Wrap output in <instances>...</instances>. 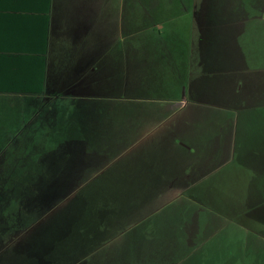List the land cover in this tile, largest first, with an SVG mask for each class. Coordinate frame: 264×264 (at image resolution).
Wrapping results in <instances>:
<instances>
[{
    "label": "rangeland",
    "instance_id": "rangeland-1",
    "mask_svg": "<svg viewBox=\"0 0 264 264\" xmlns=\"http://www.w3.org/2000/svg\"><path fill=\"white\" fill-rule=\"evenodd\" d=\"M237 3L244 9L261 7L257 9L263 18L264 0H100V7L107 8L108 15L100 18L94 32V48H83L75 65L85 78L90 76L77 96L83 105L94 107L92 118L99 121L129 119L134 124L140 119H156L159 124L171 125L185 115L215 122L218 115L211 110H227L235 129H239V143L233 159L227 162L219 189L226 206L264 201V24L256 30L261 36L259 49L250 50L245 42L248 62L236 63V50L231 45L228 49L227 45L225 49L211 48L213 55L215 50L220 51L224 63L207 58L204 48L220 33L209 26L214 25L211 20L217 19L222 9L237 7ZM205 18L209 21L206 31L201 26ZM224 40L227 43V37ZM90 67L95 73H88ZM195 123L188 128L191 134L195 129L207 130ZM53 129L47 133L53 135ZM25 130L22 138L0 142V264H141L137 255L145 248L153 253L163 249L164 243L170 248H189L192 255L205 245L207 236L196 239L192 234L194 238L188 240L181 232L165 244L167 230L164 238L148 244L143 241L137 250L131 245L124 247V242L131 243L130 235H117L111 240L101 233L96 235L102 229V220L85 214L103 206L101 203L112 202L113 196H107L106 190L92 191L101 182L100 177H88L81 183V177L59 175L57 161L37 154L53 144L39 141L34 153L31 126ZM81 130L90 137L97 134L91 128ZM70 132H76L74 125ZM253 166L257 175L247 170ZM217 203L221 205L220 200ZM35 204L40 206L41 218L31 226ZM187 210L191 218L195 216L194 207ZM200 211L204 216L211 214L209 209ZM252 217L258 222L257 230L252 223L251 227L245 225V219L233 222L226 217L220 232L211 233L214 235L207 244L211 239L217 243L208 253L227 246L220 264H256L258 254L263 256L260 263H264V206L256 208ZM176 223L183 224V217ZM236 235L239 240H235ZM233 243L235 246L229 248Z\"/></svg>",
    "mask_w": 264,
    "mask_h": 264
},
{
    "label": "crops",
    "instance_id": "crops-1",
    "mask_svg": "<svg viewBox=\"0 0 264 264\" xmlns=\"http://www.w3.org/2000/svg\"><path fill=\"white\" fill-rule=\"evenodd\" d=\"M221 11L211 20L214 25L209 24L220 33L212 37L211 45L205 43L206 57L224 63L220 51L213 55L211 48L225 49L227 45L228 49L231 45L236 50L234 61L248 62L245 42L250 50L260 48L257 31L264 16L261 19L260 11L254 8L227 7ZM107 15L108 9L100 7V0H0V142L22 138L30 125L31 151L37 153L40 142L53 144L37 154L57 161L59 175L81 177V183L88 177H100L92 191L106 190L113 201L101 203L103 206L85 216L101 219L102 229L95 233L109 240L117 235H130L129 241L164 238L168 223L178 222L179 217H183V224L200 223L198 217L177 214L180 208L197 206V201L200 207H216L212 205L216 203L226 213L219 189L238 144L236 123L231 122L227 110H211L218 115L215 122L183 115L171 125L159 124L156 119L133 124L129 119L96 120L92 118L94 107L81 103L77 95L90 76L85 78L75 65L83 48H94V32L100 18ZM208 23L206 18L201 21L204 31ZM158 28L163 29V25ZM95 71L90 67L88 73ZM194 123L207 130L195 129L197 132L191 134L188 128ZM73 125L75 133L70 132ZM51 128H56L53 135L47 133ZM82 128L97 134L90 137ZM219 221L223 224L225 218ZM237 236L235 240H239ZM210 242L192 255H220L227 248L208 253L217 243L215 239ZM127 245L129 242H124V247Z\"/></svg>",
    "mask_w": 264,
    "mask_h": 264
},
{
    "label": "trees",
    "instance_id": "trees-1",
    "mask_svg": "<svg viewBox=\"0 0 264 264\" xmlns=\"http://www.w3.org/2000/svg\"><path fill=\"white\" fill-rule=\"evenodd\" d=\"M237 7L240 8L239 3H237ZM258 7L259 6H257V8ZM250 8H252V7H250ZM257 8H254V9H257ZM260 8L261 7H259V9ZM246 9H248V8H246ZM1 133L2 132H0V134ZM237 137H239V129H237ZM238 141H239V138H238ZM2 148H3V144H0V151ZM247 170H249L250 173L257 175L256 167L253 166ZM32 197H33V194H31V199H33ZM32 201H31V205H33ZM196 203H197V206L194 207V209L196 210L195 217H198L199 219H203L204 222L203 223H197L195 225L173 223L174 227L171 224V228L165 229L169 233V234L167 233L165 236V239H167L168 242H167V240L165 241V239L163 240V242H165V244L166 243L168 244L171 239L175 240L178 233L181 232L185 237L189 238L188 240H191L192 238H194L192 236V234L194 236L196 235L197 239H200V236H202L201 238L207 236L206 242H205V245H206L207 241L209 240L208 238L212 237L214 235L211 233H213V231H219L222 228L223 225H222V223H220L219 219L220 218L226 219V217L230 218L229 220H233L235 222H240L241 219L244 221V219H245V220H247L245 222V225H248L249 227H251V225H252V227L257 230L256 225L258 222H255L254 217L251 218V216L253 214V211L256 208L259 209L260 207L264 206V201L260 202L259 204H254V205H250V203H249L246 206H244V205L247 202L243 203V204H241V202H240V203L236 204V206H232L230 203L229 205L226 206L227 210H226V213H224L223 209H221L220 206L219 207H203V208H201L199 206V205H201V202L197 201ZM37 208H40V206L35 204L34 208L31 210V226L34 225L35 221H37L38 219L41 218L39 211H38L39 209H37ZM188 209H191V208H188ZM207 209L211 210V214H207L206 216L201 214L202 212L200 210L206 211ZM179 211L180 212L177 213L179 216H182V215L189 216L188 210L180 208ZM211 221H215L216 223L211 224ZM250 223H252V224L250 225ZM240 226H242V225H240ZM164 234H165V231H164ZM151 241L152 240H147L145 243L148 244ZM130 245L135 246V248L137 250V248H138L137 246H140V247L143 246V241H140L139 244H137L136 241H131ZM205 245L204 246L202 245V247H205ZM231 246L234 247L235 245L233 244ZM231 246H229V248ZM165 247H166V249H165ZM152 250H155V249L152 248ZM177 251L179 254H176ZM191 251L192 250H190L189 248L187 249V251L185 248H182V249H177L176 247L170 248L167 245L164 246V243H163V249L161 248L157 251H152L153 253H151L148 251L147 248H145L144 250H142V252H139V254L137 256L140 257L141 264H143V263H146V264H220L221 263V259H222L221 254L220 255H211V256H205L203 254L202 255H189V253H191ZM256 253H257V250L254 251V254H256ZM262 257L263 256L261 254H258L255 257L256 264L257 263L258 264H264L263 262L260 263ZM135 258H137V257H135ZM233 260L236 261L235 258H233Z\"/></svg>",
    "mask_w": 264,
    "mask_h": 264
}]
</instances>
